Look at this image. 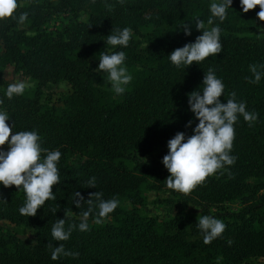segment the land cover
<instances>
[{
  "label": "trees",
  "instance_id": "16d2710c",
  "mask_svg": "<svg viewBox=\"0 0 264 264\" xmlns=\"http://www.w3.org/2000/svg\"><path fill=\"white\" fill-rule=\"evenodd\" d=\"M17 2L15 18L0 20V111L9 114L6 123H13V133L35 130L42 148L62 153L57 164L61 182L52 188L55 199L29 217L19 213L25 201L22 188L0 184V264H264V77L259 84L245 80L252 76L250 64H264V34L256 31L257 24L264 27L256 17L259 6L244 13L239 0H232L226 19L213 25L222 29L223 51L184 69L171 64L168 54L194 42L202 32L193 22L191 35L185 36L178 26L199 17L211 27L207 19L214 0ZM22 12L28 18L19 24ZM81 12L87 13L86 21L77 19ZM53 15L68 21L48 30ZM124 27L133 32L128 47L105 43L112 29ZM113 51H124L125 65L137 68L122 95L104 85L89 64L93 55ZM10 65L14 73L29 75L36 83L30 93L11 100L5 91L12 82L4 74ZM209 67L225 85L221 102L226 103L235 91L237 100L245 101L247 110L259 117L253 127L242 116L234 125L230 154L237 157L235 164L185 195L166 187L169 173L162 158L167 141L177 132L185 137L193 134L199 121L189 110L187 93L199 86L202 90ZM58 84L67 89L54 100L49 94L43 100L44 88ZM189 120L192 124L186 127ZM156 149L157 158L144 162L143 157ZM92 177L96 188L86 187ZM144 189L167 193L161 199L164 216L140 212ZM95 191L102 192L104 199L116 197L119 207L101 225L90 216V231L74 230L67 241L52 240L57 219L65 218V228L78 225L87 209L86 203L80 208L72 203L74 193L86 200ZM123 200L131 208L124 207ZM235 201L238 209L226 207V202ZM188 205L201 212L190 213ZM202 215L214 216L227 226L222 237L207 245L196 226ZM3 221L34 234L22 238L5 229ZM48 243L53 247L63 243L80 255L52 260Z\"/></svg>",
  "mask_w": 264,
  "mask_h": 264
},
{
  "label": "clouds",
  "instance_id": "9594fccd",
  "mask_svg": "<svg viewBox=\"0 0 264 264\" xmlns=\"http://www.w3.org/2000/svg\"><path fill=\"white\" fill-rule=\"evenodd\" d=\"M239 2L244 13L259 6L260 10L256 13V17L259 21H264V0H239ZM120 3H123V0H120ZM231 5L232 0H214L209 5L210 16L207 25L211 27H206L205 21L199 17L179 25L184 35L188 36L191 35L194 22L195 28L202 34L196 36L194 42L185 43L182 47L172 50L168 54L171 64L185 69L194 62L198 64L210 56L221 53L222 29L218 25H213L217 19L221 23L226 19L227 9ZM18 6L17 0H0V20L15 18L13 14ZM108 7L111 10V6ZM27 18L28 13L22 12L17 22L24 24ZM256 26L260 32L264 31L261 25ZM132 36L130 27L115 28L107 35V40L104 42L112 48L118 46L126 48ZM98 59L99 63L94 71L106 74L103 78L111 85V91L116 95H122L133 79L125 66L127 59L125 52H100ZM249 71L252 76L245 77V80L250 84H259L264 77V64H250ZM201 85H203L202 90L199 86V89L187 93L189 110L199 121L193 128V134L185 137L184 132H177L167 141L168 151L162 158V164L169 173L165 179L166 187L185 195L190 194L197 186L203 185L206 179L216 174L218 170L235 164L237 157L230 154L235 139L234 125L242 116L248 126L253 127L259 117L258 112L247 110L245 101L237 100L235 91L229 93L226 103L221 102L220 97L224 93L225 85L213 68L209 67L207 73L204 72ZM25 89L24 82L11 83L5 91V96L11 100L14 96L23 95ZM2 103L3 100H0V104ZM9 119L7 111H0V146L6 144L8 146L7 150L0 147V184L6 188L10 186H16L17 190L22 188L25 201L19 208V213L26 217L35 216L37 210L47 200L55 199L52 188L61 182L57 164L62 153L59 150L50 151L42 148L41 137L35 130L13 133V123L11 126L6 123ZM191 124L192 120H189L185 126ZM42 153L45 155L42 156ZM86 187L96 188V178H90L86 182ZM103 195L100 191L91 192L85 200L79 192H75L72 203L77 208L86 203L87 209L81 213L78 225L73 223L65 228V218L57 219L51 228L52 240L67 241L74 230L90 231L88 223L90 216L93 217L95 224H103L108 215L120 205L116 197L104 199ZM51 211L55 214L57 210ZM196 226L202 233L203 243L206 245L222 237L227 227L222 220L210 215L200 216ZM227 243L231 245L233 241L228 240ZM48 247L51 249L52 260L62 256L76 259L80 255L79 252L65 249L63 243H59L56 247L48 243Z\"/></svg>",
  "mask_w": 264,
  "mask_h": 264
},
{
  "label": "rangeland",
  "instance_id": "374dc122",
  "mask_svg": "<svg viewBox=\"0 0 264 264\" xmlns=\"http://www.w3.org/2000/svg\"><path fill=\"white\" fill-rule=\"evenodd\" d=\"M88 18L87 13L81 12L78 16V20L80 21H86ZM68 19L62 15H53L48 23L46 24V28L48 30H56L61 27L63 23H66ZM256 31L259 34H264V31L260 32V29L257 28ZM98 55H93L90 58L89 64L92 66L94 69L97 67L99 63ZM128 69V72L132 75L133 79L131 83L134 81L135 76H136V67L132 66H127L125 65ZM5 77L9 79L12 83H18V82H24L26 85L25 91L30 93L34 88H35V81L29 76L21 73H14L13 72V66L10 65L6 68L5 70ZM106 74L101 73L100 74V79L103 82L104 85H106L110 90H111V85L108 83L106 79L103 78ZM130 83V84H131ZM129 84V85H130ZM67 87L64 84H58L55 86H50L48 88H44V94H43V100L46 99L47 95L49 94L51 96V99L54 100L56 99L61 92L66 90ZM3 147L4 150H7V144ZM157 152L158 149H156L154 152L146 155L143 157V159H146V162L150 163L153 159L157 158ZM73 160V159H72ZM74 161H78V157H74ZM144 195H145V202L142 206H140V212L145 215V216H164L165 214V208L163 203L161 202L162 198L167 197V193L164 191H156V190H149V189H144ZM122 205L126 208H131V204L127 200L122 201ZM226 207L229 209H238L239 208V203L238 201L235 202H226ZM216 209L212 208V211ZM187 211L193 214H199L201 212V209L198 206H193V205H188L187 206ZM3 224L5 225V229H8L12 232L17 233L20 237L22 238H31L34 234L33 230L23 227V226H17L15 224L3 221Z\"/></svg>",
  "mask_w": 264,
  "mask_h": 264
}]
</instances>
